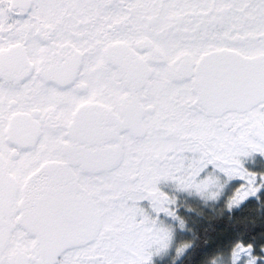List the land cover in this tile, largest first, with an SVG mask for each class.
<instances>
[{
    "label": "snow or ice",
    "instance_id": "1",
    "mask_svg": "<svg viewBox=\"0 0 264 264\" xmlns=\"http://www.w3.org/2000/svg\"><path fill=\"white\" fill-rule=\"evenodd\" d=\"M0 264H264V0H0Z\"/></svg>",
    "mask_w": 264,
    "mask_h": 264
}]
</instances>
